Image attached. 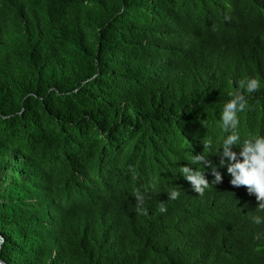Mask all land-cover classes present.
<instances>
[{
    "label": "trees",
    "instance_id": "1",
    "mask_svg": "<svg viewBox=\"0 0 264 264\" xmlns=\"http://www.w3.org/2000/svg\"><path fill=\"white\" fill-rule=\"evenodd\" d=\"M249 77L241 137L264 135V0H0L1 263L264 264L255 194L213 153L203 195L178 172Z\"/></svg>",
    "mask_w": 264,
    "mask_h": 264
},
{
    "label": "clouds",
    "instance_id": "2",
    "mask_svg": "<svg viewBox=\"0 0 264 264\" xmlns=\"http://www.w3.org/2000/svg\"><path fill=\"white\" fill-rule=\"evenodd\" d=\"M239 89L235 94L230 95L220 112V127L227 133L221 140L216 141L212 137L203 138L204 150L198 154H192L188 164L179 167V173L190 182L193 191L198 195H203L210 185L219 183L222 180L221 173L217 170V165L211 163L207 156L209 153L218 155V165L226 166V171L231 176L230 183L234 186H246L248 193L255 194L259 202L257 208L264 210V135H249L241 137L237 129L240 120L238 113L245 110L248 105V95L254 93L261 87L259 79L249 77L238 82ZM217 143L219 147H217ZM233 145H239L240 151L233 150ZM242 158V159H241ZM195 167H192V166ZM204 165H209L214 176L212 184L204 175ZM199 166H202L199 167ZM167 199L175 200L180 192L175 187L170 188ZM135 211L147 214L148 209L143 205L146 199L144 192L139 190L134 192ZM167 211L166 206L161 203L159 212ZM255 222L260 223L261 218L255 217Z\"/></svg>",
    "mask_w": 264,
    "mask_h": 264
},
{
    "label": "water",
    "instance_id": "3",
    "mask_svg": "<svg viewBox=\"0 0 264 264\" xmlns=\"http://www.w3.org/2000/svg\"><path fill=\"white\" fill-rule=\"evenodd\" d=\"M0 264H3V263H1V261H0Z\"/></svg>",
    "mask_w": 264,
    "mask_h": 264
}]
</instances>
